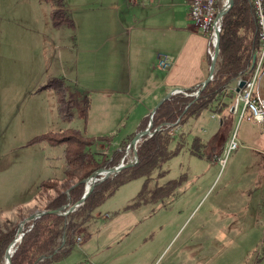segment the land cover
Returning <instances> with one entry per match:
<instances>
[{
	"label": "rangeland",
	"instance_id": "374dc122",
	"mask_svg": "<svg viewBox=\"0 0 264 264\" xmlns=\"http://www.w3.org/2000/svg\"><path fill=\"white\" fill-rule=\"evenodd\" d=\"M170 1L163 0L164 19L171 16L170 13H179ZM92 2L88 3L89 7L97 6V2ZM51 10V4L44 0H0V228L10 223L19 226L32 213L46 210L48 199L54 197L57 190H64L65 183L50 181L37 194L42 180L64 178V145L52 146L43 140L31 143V140L49 130L83 128L81 106L73 110L72 121L65 122L57 110L55 91L52 88L39 90L53 78L50 71L58 62L56 44L61 45L64 37L69 41L67 34L73 36L71 42L75 43V28L62 25L67 33L63 36L51 23ZM122 11L119 20L125 30L138 18L150 16V11L133 6L126 5ZM68 12L72 20L76 18L71 10ZM116 30L120 32L115 48L117 54L110 57L115 58L109 60V76H104L106 80L102 79L97 85L108 86L110 82L109 87L115 86L112 94L89 93L90 89L82 91L65 80L72 91L88 98L86 137L108 138L96 139L89 148L98 159L103 154L110 155L123 141L128 145L134 137L130 138V133L122 139L133 129L138 111L134 110L135 104H127L126 96L114 93H118V88L123 91L124 84L117 81L113 86L115 80L109 79L112 73L120 75L123 64L132 66L130 96L135 101L140 99L137 96L139 84L144 82L148 88L155 81L160 83L164 79L166 82L170 74L168 68L158 67L157 58L153 61L156 78L142 81L144 74L140 73L141 65L136 60L143 54L140 63L147 59L152 62L151 45L142 39L133 40L130 56L125 57L121 45L125 44L126 35L122 37L125 32L118 27ZM137 32L132 33L133 37ZM204 33L213 53L212 33ZM73 58L74 50L64 64L67 72L74 70ZM240 114V108L231 111L223 107L220 112L206 109L197 118L176 127L171 132L174 140L178 141L181 134L185 146L156 173L166 171L158 183L184 175L183 184L170 197L135 209L126 206L132 202L141 179L123 184L94 210L87 223L88 238L82 242L86 235L79 227L74 236L82 240L77 242L74 238L76 243L70 253L57 264H264L260 253L264 218V134L257 123L247 119V114L242 118ZM194 135L201 137L206 152L212 151L210 157H198L189 152ZM232 139L237 141V147L227 153ZM126 148L122 157L124 163L130 160L136 163L133 147ZM75 182L73 179L69 183L73 186ZM70 187L65 188L67 193ZM25 224L22 233L16 231L13 240L23 236Z\"/></svg>",
	"mask_w": 264,
	"mask_h": 264
},
{
	"label": "trees",
	"instance_id": "16d2710c",
	"mask_svg": "<svg viewBox=\"0 0 264 264\" xmlns=\"http://www.w3.org/2000/svg\"><path fill=\"white\" fill-rule=\"evenodd\" d=\"M51 4L50 20L53 27L68 25L73 27V20L65 8V0H44ZM222 1L216 2V10L221 8ZM256 24L252 7L248 0H234L231 9L224 15L220 33L219 53L216 59L215 71L212 79L206 84L197 97L175 93L156 109L152 115L151 135L143 136L136 144L137 162L121 169L117 174L110 175L102 181H96L93 189L84 202L75 210L66 215L45 213L33 221L26 222L24 234L20 242L15 244L11 255V264H57L67 257L75 245L74 233L79 228L86 235L82 242L88 238L87 223L91 220L95 209L99 208L123 184L141 179V185L132 202L126 208L135 209L149 206L162 199L170 197L175 189L185 180L184 175L177 178L158 180L166 175V171L156 173L173 156L177 155L185 146V140L179 135L174 140L172 131L185 124L190 118H197L202 111L212 109L220 112L227 107L221 99L224 91L230 90L234 95L232 86L238 80L245 79L251 73L253 53L258 49ZM210 62V56L208 55ZM52 88L57 97V110L62 120L70 122L74 118V109L81 106L83 111V128H69L65 131L49 130L31 140L45 141L47 144L64 145L63 157L65 160L64 178L55 181L53 178L44 179L39 183V190L46 187L48 182L65 183L64 190H57L56 195L48 199L44 209H60L63 205L74 204L84 192V183L81 181L100 168L116 166L123 157L127 143L124 141L120 147L110 153L101 155L98 159L90 151L95 140H107V136L97 138L86 137V115L89 108L87 96L72 91L63 77L49 79L39 90ZM196 88V87H193ZM187 93L191 90L186 89ZM215 103V105H214ZM214 107V108H213ZM228 109V108H227ZM150 114L141 117L132 138L137 132L146 128ZM174 143V146L172 145ZM206 145L198 135H194L189 143L188 150L198 157H210L211 152L205 151ZM76 184L65 191L71 184ZM73 184V183H72ZM17 224H6L0 228V264L9 243L15 237ZM80 242V243H82ZM260 253L264 256V245L260 246Z\"/></svg>",
	"mask_w": 264,
	"mask_h": 264
},
{
	"label": "crops",
	"instance_id": "0c3cea01",
	"mask_svg": "<svg viewBox=\"0 0 264 264\" xmlns=\"http://www.w3.org/2000/svg\"><path fill=\"white\" fill-rule=\"evenodd\" d=\"M90 2H97V6L93 5L89 7L90 4L88 3ZM169 3L173 9L175 7L179 9V13H170L171 16H165L166 19H164L165 5L163 0H65L66 10H71L76 17L73 19L74 23L72 27L76 31L75 43L71 42L73 36L68 35L66 29H62V26L56 27L57 31H62L63 36L67 34L69 41L64 37L61 45L56 44V49L58 50L56 60L58 62L50 71V77H63L66 81L74 83L82 91L90 89L88 90L90 91L89 93L98 92L105 94H112L116 82L123 81L124 90L121 91V88H118V93L116 91L114 93L126 96L124 99L127 104L130 106L135 104L136 108L134 110L138 112L134 120L135 125L133 129L126 132L122 139L135 131L138 125L137 121L142 116L147 115L156 105L158 99L163 97L166 92L174 88L186 90L197 87L207 77L210 63L207 54V35L200 28L196 27L191 20L186 0H171ZM126 5L128 7L133 6L148 10L150 11V16L148 14V18H138L136 23L131 24L125 30L120 23L119 15L124 12L122 9ZM181 11L182 13H180ZM66 27L69 28L67 25ZM117 27L120 28L121 32H125L122 37L126 35V42L123 44V47L121 45V51H123L125 57L130 56L133 40L137 42L142 39V42L145 41L148 46L151 45V53L149 56L153 59L152 62H149V59H147V61H141L140 63L144 55L139 53L138 55L141 56L139 60H136L141 65L140 73L144 74L142 81L146 82L156 78L153 61H156L161 53H166L171 57V62L168 67L170 74L166 82L164 79L160 80V83L155 81L148 88L144 82L139 84V87H137V96L140 99L136 101L130 96L133 87V68L131 65L125 64L124 67L123 64L120 75L112 73L109 79L115 80H112L114 87H109L110 82H107L108 86H97L102 79L106 80L104 76H109V60L115 58L110 57L111 55L114 56L117 54L115 48L117 47V37L120 33L117 32ZM134 31L138 32L133 37L132 33ZM121 38L120 41L122 42L123 40ZM157 43L160 46H155ZM73 50L74 70L72 69L67 72L64 69V64L72 57ZM263 78L264 74L258 85V92L262 96H264ZM238 82L239 80L236 86ZM236 86L233 85L231 88L235 89ZM230 91L231 89L224 91L221 99L227 103L226 105L229 110L236 111L231 109L236 95L234 93V95L229 97Z\"/></svg>",
	"mask_w": 264,
	"mask_h": 264
},
{
	"label": "built area",
	"instance_id": "2783aa9c",
	"mask_svg": "<svg viewBox=\"0 0 264 264\" xmlns=\"http://www.w3.org/2000/svg\"><path fill=\"white\" fill-rule=\"evenodd\" d=\"M218 0H186L188 6V12L194 25L200 28L203 32L212 33V41H214V27L215 17L217 12L216 2ZM225 1V0H224ZM222 2V4L224 3ZM253 11L256 34L258 39V49L252 56V69L248 77L244 79V85L238 92H235V99L232 110H238L240 108V117H244L247 114V119H250L258 124L260 132L264 134V96L258 92L259 81L264 74V0H248ZM222 6V5H221ZM208 53L211 57L212 52L208 48ZM158 67L161 69H167L171 62V57L168 54H162L158 57ZM195 88H191V95L195 93ZM235 91V89H232ZM183 93H188L183 90ZM214 117V116H212ZM237 147V141L232 139L229 142L227 153ZM133 161V160H132ZM223 161V159H222ZM262 203L264 205V196ZM263 234L260 246L264 245V218L262 220ZM76 234V233H75ZM78 242L82 240L80 236H74ZM84 264H95L94 262H84Z\"/></svg>",
	"mask_w": 264,
	"mask_h": 264
},
{
	"label": "water",
	"instance_id": "95a60500",
	"mask_svg": "<svg viewBox=\"0 0 264 264\" xmlns=\"http://www.w3.org/2000/svg\"><path fill=\"white\" fill-rule=\"evenodd\" d=\"M233 1L234 0H225L224 3L222 4L220 10L217 12L216 17H215V27H214V41L212 43L213 46V53L210 57V63H209V70H208V75L205 78V80H203L197 87L195 90V93L191 95V93H188L187 95L189 96H195L197 97L199 95V93L203 90V88L206 86V84L212 79L213 77V73L215 71V64H216V59L219 53V41H220V33H221V29H222V25H223V18L224 15L231 9L232 5H233ZM251 67H252V63H251ZM244 79L239 80L235 91L238 92L240 90V88L244 85ZM184 89L181 88H174L172 90H170L168 93H166L157 103L156 105L152 108V110L150 111V120L148 122V125L146 126V128L142 131L137 132L134 137L130 140L129 144L127 145L126 150H129L130 148L133 147V156L135 158V160H137L136 157V148L134 147L135 144L143 137L146 135H151L155 130H158V127L154 129L153 132H150L151 126H152V122H151V118L152 115L154 114V112L156 111V109L162 104V102L166 99H168L171 95L175 94V93H179V92H183ZM135 162V161H134ZM134 162L132 160L127 161L124 163V158L121 159V161L113 167L110 168H100L96 171H94L89 177H87L86 179L82 180L83 183H85V190L84 193L82 195V197L73 205L66 204L63 205L60 209H54V210H40V211H36L34 213H32L31 215H29L27 218L23 219L18 226L17 229V234L22 233V225L29 221V220H34L38 217H40L41 215L45 214V213H54V214H59V215H65L70 211H73L77 206H79L80 204H82L85 200V198L89 195V193L91 192V190L94 187V184L96 181H102L103 179L107 178L110 175H115L117 174L121 169L125 168V167H129L132 164H134ZM137 162V161H136ZM74 186V185H73ZM73 186H71L70 188H72ZM22 235L17 236L6 248L5 253H4V264H11V255L14 252V249L12 250L11 254L9 253L11 247L17 242L20 241Z\"/></svg>",
	"mask_w": 264,
	"mask_h": 264
},
{
	"label": "bare ground",
	"instance_id": "6f19581e",
	"mask_svg": "<svg viewBox=\"0 0 264 264\" xmlns=\"http://www.w3.org/2000/svg\"><path fill=\"white\" fill-rule=\"evenodd\" d=\"M14 246V245H13ZM13 246L11 247V249H10V251H9V253L11 254V252H12V250H13Z\"/></svg>",
	"mask_w": 264,
	"mask_h": 264
}]
</instances>
